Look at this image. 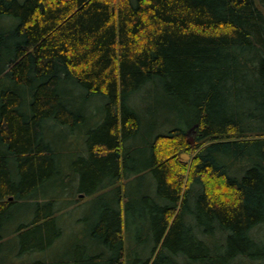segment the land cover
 <instances>
[{
	"label": "trees",
	"instance_id": "trees-1",
	"mask_svg": "<svg viewBox=\"0 0 264 264\" xmlns=\"http://www.w3.org/2000/svg\"><path fill=\"white\" fill-rule=\"evenodd\" d=\"M0 264H264V0H0Z\"/></svg>",
	"mask_w": 264,
	"mask_h": 264
},
{
	"label": "rangeland",
	"instance_id": "rangeland-1",
	"mask_svg": "<svg viewBox=\"0 0 264 264\" xmlns=\"http://www.w3.org/2000/svg\"><path fill=\"white\" fill-rule=\"evenodd\" d=\"M188 138L190 139L191 143L194 142L193 135L190 132L188 133ZM195 153H196L195 151H192L191 153L181 152L180 157L182 154H185L188 156L187 158L181 157V160L185 161L189 165L191 163ZM129 185L131 186V188H132V186H137V188H138L139 186H145L147 184L145 183L144 180L143 181L135 180V181L131 182ZM213 190L216 192V189H213ZM89 199L90 198L87 197V200H89ZM83 209H86V207H83ZM76 215L77 214L75 211V212H71L70 214H68L66 216H61V219H60L61 225L64 226L67 229V231L60 236V238L58 240V244L56 246L57 248H72V246L75 248L74 243H76L77 239L80 237L79 230L82 232L81 222L80 221L76 222V219H74L76 217ZM141 224H147V223L142 222ZM145 232H146V229L144 227H139V229L136 230V233H133L134 239L138 240L139 245H141V242L144 239ZM149 234H150V232H149ZM149 238L151 239L152 236ZM150 246L151 245H149V247ZM140 247L141 248H148V245L145 244V245L140 246ZM133 248H139V247L134 245Z\"/></svg>",
	"mask_w": 264,
	"mask_h": 264
},
{
	"label": "water",
	"instance_id": "water-1",
	"mask_svg": "<svg viewBox=\"0 0 264 264\" xmlns=\"http://www.w3.org/2000/svg\"><path fill=\"white\" fill-rule=\"evenodd\" d=\"M115 111H116V110H115ZM181 157H182V158H187L188 156L185 155V154H182Z\"/></svg>",
	"mask_w": 264,
	"mask_h": 264
},
{
	"label": "bare ground",
	"instance_id": "bare-ground-1",
	"mask_svg": "<svg viewBox=\"0 0 264 264\" xmlns=\"http://www.w3.org/2000/svg\"><path fill=\"white\" fill-rule=\"evenodd\" d=\"M190 140V139H189ZM191 142V141H190Z\"/></svg>",
	"mask_w": 264,
	"mask_h": 264
}]
</instances>
